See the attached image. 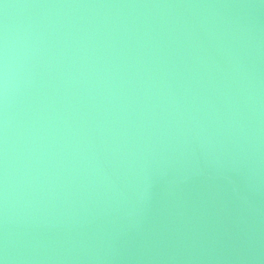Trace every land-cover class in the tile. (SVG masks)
I'll return each mask as SVG.
<instances>
[{"label":"water","instance_id":"obj_1","mask_svg":"<svg viewBox=\"0 0 264 264\" xmlns=\"http://www.w3.org/2000/svg\"><path fill=\"white\" fill-rule=\"evenodd\" d=\"M0 264H264V0H0Z\"/></svg>","mask_w":264,"mask_h":264}]
</instances>
